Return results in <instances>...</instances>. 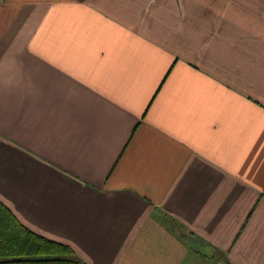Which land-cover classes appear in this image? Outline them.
Instances as JSON below:
<instances>
[{
	"label": "crops",
	"instance_id": "1",
	"mask_svg": "<svg viewBox=\"0 0 264 264\" xmlns=\"http://www.w3.org/2000/svg\"><path fill=\"white\" fill-rule=\"evenodd\" d=\"M0 202L85 264H264V0H0Z\"/></svg>",
	"mask_w": 264,
	"mask_h": 264
},
{
	"label": "trees",
	"instance_id": "2",
	"mask_svg": "<svg viewBox=\"0 0 264 264\" xmlns=\"http://www.w3.org/2000/svg\"><path fill=\"white\" fill-rule=\"evenodd\" d=\"M0 264H85L64 244L23 226L0 202Z\"/></svg>",
	"mask_w": 264,
	"mask_h": 264
},
{
	"label": "rangeland",
	"instance_id": "3",
	"mask_svg": "<svg viewBox=\"0 0 264 264\" xmlns=\"http://www.w3.org/2000/svg\"><path fill=\"white\" fill-rule=\"evenodd\" d=\"M185 238L186 239H190V237L189 236H185ZM212 256V255H211ZM208 260H211L210 258H208Z\"/></svg>",
	"mask_w": 264,
	"mask_h": 264
}]
</instances>
